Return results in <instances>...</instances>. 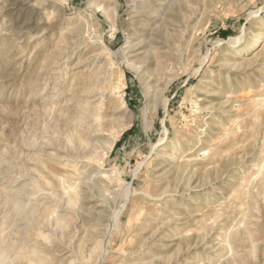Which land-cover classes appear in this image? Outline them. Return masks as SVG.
<instances>
[{"label": "rangeland", "instance_id": "1", "mask_svg": "<svg viewBox=\"0 0 264 264\" xmlns=\"http://www.w3.org/2000/svg\"><path fill=\"white\" fill-rule=\"evenodd\" d=\"M0 264H264V0H0Z\"/></svg>", "mask_w": 264, "mask_h": 264}]
</instances>
